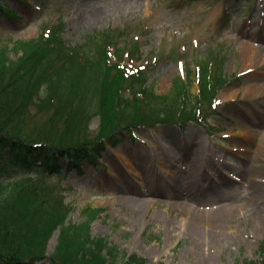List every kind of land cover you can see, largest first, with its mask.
Instances as JSON below:
<instances>
[{
	"label": "rangeland",
	"instance_id": "obj_1",
	"mask_svg": "<svg viewBox=\"0 0 264 264\" xmlns=\"http://www.w3.org/2000/svg\"><path fill=\"white\" fill-rule=\"evenodd\" d=\"M10 7L17 17L0 18L1 41L10 47L59 24L71 46L112 34L120 57L130 59L135 50L133 61L145 68L148 83L160 94L169 93L189 69L203 72L222 63L227 84L216 95L217 112L209 123L144 130L137 139L109 146L97 164L83 162L82 172L71 169L59 179L52 173L47 184L72 207L71 221L81 223L89 209L103 207L92 234L108 237L146 264L262 259L264 0H11ZM91 56L96 58L95 52ZM90 98L91 111L98 110L97 96ZM35 111L44 135L55 140L65 132L46 122L51 112ZM98 124L95 117L89 128L74 127L73 138L79 132L95 136ZM66 166L62 159L61 169ZM193 210L234 220L221 227L203 224L210 237L201 238L190 231L191 216L181 213ZM54 235L48 255L37 264L52 263L58 231Z\"/></svg>",
	"mask_w": 264,
	"mask_h": 264
},
{
	"label": "trees",
	"instance_id": "obj_2",
	"mask_svg": "<svg viewBox=\"0 0 264 264\" xmlns=\"http://www.w3.org/2000/svg\"><path fill=\"white\" fill-rule=\"evenodd\" d=\"M9 2L0 0V17L15 14ZM63 31L59 26L13 47L0 44V264H37L48 255L56 230L51 264H146L108 237L92 234L102 209H89L81 223L68 220L71 207L55 196L47 174L34 179L29 172L41 167L61 175L62 158L68 169L79 170L84 160L95 164L108 145L161 124L183 129L193 122L206 124L217 112L216 95L226 83L223 64L215 69L210 64L203 72L189 69L188 78L179 76L169 93L160 94L148 84L145 68L133 61L136 51L131 50L132 59L120 57L112 34L88 36L84 44L71 46ZM93 94L96 111L90 109ZM35 107L51 112L46 122L65 132L55 140L44 135ZM95 117L100 120L95 136L82 137L78 131L73 138L74 127L89 128ZM238 264H264V258Z\"/></svg>",
	"mask_w": 264,
	"mask_h": 264
},
{
	"label": "bare ground",
	"instance_id": "obj_3",
	"mask_svg": "<svg viewBox=\"0 0 264 264\" xmlns=\"http://www.w3.org/2000/svg\"><path fill=\"white\" fill-rule=\"evenodd\" d=\"M127 202L129 204L132 203L131 200H127ZM186 212L187 211H185V212L182 211L181 213L191 216L192 219L189 222L191 224L190 231L193 232V234H195V235H199L201 238L210 237L209 233H206V230H204L202 228L203 224H206L208 222H212V223L216 224L215 226L221 227V226L226 225L227 223H232L234 220L231 218V215H228V214L227 215L226 214L220 215L216 211H214L213 213H211L209 215H207V213L199 214V213H196V211H194V210L188 211L187 213ZM233 218H235V217H233ZM53 236L55 237L56 235H53ZM53 236H52V238H53Z\"/></svg>",
	"mask_w": 264,
	"mask_h": 264
}]
</instances>
